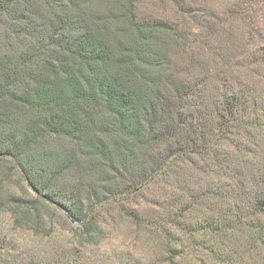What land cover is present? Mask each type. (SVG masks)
I'll return each mask as SVG.
<instances>
[{
  "label": "trees",
  "instance_id": "trees-1",
  "mask_svg": "<svg viewBox=\"0 0 264 264\" xmlns=\"http://www.w3.org/2000/svg\"><path fill=\"white\" fill-rule=\"evenodd\" d=\"M109 4L111 8L118 7L114 19ZM184 4L185 0L175 3L179 10ZM137 5V0H0V46L4 49L0 48V155L12 158L17 174L27 185L66 212L65 220L78 223V230L86 236L95 233L101 208L123 203L124 197L138 187L139 179L148 176L146 169L163 174L172 157L185 154L221 163L219 157L224 151H214L225 148L217 143L220 140L234 141L227 149L233 146L237 159L244 153L256 155L259 147H254L252 133L244 137L239 132L247 131L253 121V127L264 130V111L255 113L261 98L250 86L226 84L216 98L207 101L204 92L195 94L190 85L168 75L154 58V35L170 31L169 35L176 37V29H161L158 22L147 21ZM38 20L43 23L34 24ZM114 21L123 27L117 32L121 34L118 39L109 33ZM224 23L237 37L239 29L233 23ZM261 50L264 67V45ZM95 112L107 115L109 122L102 135L113 139L112 149L107 148V139L96 136L102 121L95 123ZM20 115L23 117L18 118ZM229 135H235L236 140L228 139ZM44 140L85 141L88 148L95 150L94 157L100 163L107 161L112 166L116 161L129 181L124 187L107 180L100 188L88 183L84 203L61 199L55 186L61 176L82 161L65 154L58 165L42 167L47 160L41 144ZM146 152L153 155L150 160ZM236 164L240 171H248L239 160ZM243 178L231 188L232 192L226 191L227 195L221 190L202 192L214 201L216 197L240 201L241 206L225 215L211 211L212 215L203 219L209 228L205 233L222 240L221 252L227 246L224 240L228 234L244 236L242 230L250 217L246 210L254 209L264 218V190L257 192L258 180L253 177L254 192L246 198ZM244 200L247 202L242 204ZM181 219L167 215L161 232L172 227L190 233L189 226L182 224L185 219ZM256 235L257 243L264 239L260 233ZM260 247L263 252L251 249L249 264H264V241ZM214 251L212 246L209 252ZM221 255V260H229L225 264H243L245 259L236 258L233 251Z\"/></svg>",
  "mask_w": 264,
  "mask_h": 264
},
{
  "label": "rangeland",
  "instance_id": "rangeland-1",
  "mask_svg": "<svg viewBox=\"0 0 264 264\" xmlns=\"http://www.w3.org/2000/svg\"><path fill=\"white\" fill-rule=\"evenodd\" d=\"M137 1L138 10L147 21L158 22L161 29H176V37L170 36V31L159 37L154 35V41L157 39L153 46L154 58L160 61L168 75L190 85L195 94L204 92L207 101L216 98L218 90L226 84L230 87L248 85L261 98L256 103L255 113L264 111V67L261 64L264 0H185V6H180V10L175 5L177 0ZM116 6L108 5L113 9L110 13L113 19L118 15ZM224 22L233 23L239 29L237 37L228 31ZM37 23L43 21L34 24ZM122 28L114 21L109 25V33L118 39L121 34L117 32ZM0 48L3 49V45ZM15 48L21 51V48ZM194 66L201 69H194ZM103 114L94 113L95 123L102 121L101 131L99 129L96 136L107 139L104 140L107 148L112 149L113 139L102 135L109 122ZM254 122L250 127L247 125V131L239 134L251 137L246 134L252 133L254 147H259L256 155L243 152L237 159L235 148L227 149L234 141L220 140L217 143L225 148L214 151H224L219 157L221 163L213 162L211 158L204 160L196 154H185L172 157L163 174L150 173L146 166L145 175L148 173V176L139 179L138 187L124 197L123 203H109L101 208L92 236L81 234L78 223L70 218L65 220L66 212L38 196L17 174L12 158L0 155V264H179V260L182 264H225L229 260H221L220 255L231 251L236 258H245L241 263L249 264L247 257L252 256L251 249L263 252L260 246L264 239L259 243L255 239L257 233L264 237V218L254 213V209L246 210L248 215H245L250 217L246 220L247 227L242 230L244 236L228 234V242L223 238L227 246L222 253V240L215 234L205 233L209 228L205 227L203 219L211 216V211L225 215L228 210L241 206L240 201L223 197H216L214 201V198H205L202 192L221 190L227 195L226 191L232 192L235 183L243 177L246 198L254 192V187L251 188L253 177L258 180L257 192L264 190V130L253 127ZM228 139L236 140V137L229 135ZM41 144L47 158L42 167L58 165L65 154L71 155L74 161H82L73 171L61 176L55 186L61 199L67 197L84 203L88 183H96L93 187L100 188L107 180L111 184L122 183L124 187L129 181V177L119 171L116 161L112 166L107 161L100 163L94 157L95 150L88 148L85 141L44 140ZM146 154L148 160L153 156L150 152ZM237 160L248 171H240ZM45 175L43 181L47 173ZM226 195L224 197L229 198ZM195 199L197 201L193 202ZM246 202L244 200L242 204ZM251 213H254L252 217ZM167 215L180 221L184 218L182 224L189 226L191 232L172 227L161 232ZM206 246L210 249L215 246V251L210 253Z\"/></svg>",
  "mask_w": 264,
  "mask_h": 264
}]
</instances>
